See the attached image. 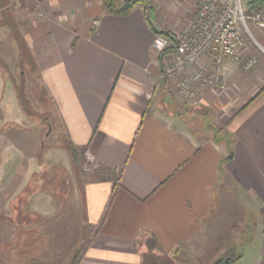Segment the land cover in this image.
<instances>
[{
    "label": "crops",
    "instance_id": "0c3cea01",
    "mask_svg": "<svg viewBox=\"0 0 264 264\" xmlns=\"http://www.w3.org/2000/svg\"><path fill=\"white\" fill-rule=\"evenodd\" d=\"M13 1L4 0L11 17L0 28L12 40L18 34L22 44L15 40L16 51H29L65 145L48 147L40 159L39 128L19 129L15 138L0 129L14 149L0 158V178L6 170L26 185L51 164L61 168L64 190L57 197L36 192L31 220L60 215L64 209L51 202L55 198L76 203L87 228L80 245H72L81 250L70 264H213L222 258L230 264L247 248L251 262H264L260 32L256 29L258 46L248 44L241 61L223 58L222 89L201 91L176 114L169 95L175 85L163 80L152 45L156 33L143 5L115 15L102 0H43L45 16L36 19L29 15L30 0ZM150 1L157 26L171 34L192 13L191 0ZM247 51L258 59L249 69L242 65ZM6 85L7 99L22 110L14 83L8 79ZM197 114L209 117L207 123L193 118ZM66 146L87 151L96 166L76 169ZM46 199L52 207H45Z\"/></svg>",
    "mask_w": 264,
    "mask_h": 264
},
{
    "label": "rangeland",
    "instance_id": "374dc122",
    "mask_svg": "<svg viewBox=\"0 0 264 264\" xmlns=\"http://www.w3.org/2000/svg\"><path fill=\"white\" fill-rule=\"evenodd\" d=\"M30 1L32 3L30 8L28 6L30 10L29 15L37 17L36 19H42L45 16L44 9L42 10L44 15L42 14L41 17H38L35 13H32V4L36 0ZM248 1L250 0H242L243 5L245 6ZM11 2L14 5V1L11 0ZM39 2L43 8V0H39ZM2 3H4V0H0V4ZM249 26L255 38H257L256 29L251 24ZM248 44L251 43L246 41V48ZM17 47L16 41L11 39L8 32H4L0 28V129L7 128L9 130L8 134L15 138L19 136V129L29 130L32 127L39 128L41 145L40 151H37L36 156L43 159L44 154L48 151V147L65 145V142H63L65 137L55 109L49 102V99L46 98V95L40 91L37 77H35V73L33 72L35 70L29 51L19 52L16 51ZM254 52L249 51L248 53L253 55L252 53ZM21 53L24 54L23 61L18 59V55H21ZM9 78L14 83L13 90L16 93L15 95H17L18 100L24 105L25 109L21 110L18 106L13 107V104L7 99L6 82ZM22 87L25 90L26 96L29 97L27 101L24 94H22L24 92ZM169 95L171 98H175L173 104L174 106L176 105L173 109L174 113L177 114L178 111H183L184 103L186 104V102L180 100L173 93ZM173 105L166 106L171 108ZM25 115H28L30 120H27ZM182 118L186 119L187 117H184L182 114ZM193 118H198L205 123L209 120V117H203L201 114H197ZM4 140L0 135V147L2 144L5 145L3 151L0 149V158L8 155L10 147L11 150H14L12 146H6ZM13 156V152H10L9 157ZM52 157L56 158V156ZM51 161L54 162L53 160ZM73 162L75 168H80V171L84 172L92 169L87 167L84 151L83 154L80 153L73 157ZM56 163L59 162L56 161ZM25 168L21 170V173L27 179L29 174L27 168ZM11 170H13L12 167ZM52 171H54L53 174ZM3 174L5 177L2 181L0 178V241H3V243L1 242L2 244L0 243V264H60L62 260H64L63 264L66 261L69 264L73 261L75 262L81 248L74 246L80 245L83 236L86 234L87 225L84 217L80 215L78 217V214H76L77 206L73 200L64 202L60 198H55L51 202L55 206L57 205L64 209L58 212L60 215L42 216L43 219L38 222L35 221V223L31 220L32 218L36 219L35 212L31 208L32 197L36 192L40 191L46 195H50V197H57L56 192L64 190L67 176L64 177L61 168L58 165L53 166L51 164L41 173L37 174L36 180L30 178L32 182H28L26 185L20 181L21 178H17L20 181V183H17L18 181H15L16 177H10L11 173H8L6 170H4ZM7 174L9 175L10 183L7 182L5 184L6 181H9ZM49 174H52V177H49ZM22 195L25 198H22ZM44 204L48 208V205H50L49 200L46 199ZM52 205L50 206L52 207ZM66 210L70 212L69 215L65 214L67 213ZM53 224L58 227L56 231ZM49 228L53 231H49ZM72 245L74 246L72 247ZM250 251L249 248L244 249V256L230 264H256L253 262L254 259L251 262L249 258ZM257 264H264V262Z\"/></svg>",
    "mask_w": 264,
    "mask_h": 264
},
{
    "label": "built area",
    "instance_id": "2783aa9c",
    "mask_svg": "<svg viewBox=\"0 0 264 264\" xmlns=\"http://www.w3.org/2000/svg\"><path fill=\"white\" fill-rule=\"evenodd\" d=\"M192 13L185 17L178 32L170 38L156 34L152 45L163 56V77L173 81L175 94L183 101H192L201 91L224 87L220 67L223 58L239 62L246 41L258 42L249 24L264 37V7L246 10L242 0H191ZM34 13L42 16L39 0L33 2ZM173 47L171 51L165 52ZM250 55L242 65L245 69L257 63ZM87 167L96 162L84 151Z\"/></svg>",
    "mask_w": 264,
    "mask_h": 264
},
{
    "label": "trees",
    "instance_id": "16d2710c",
    "mask_svg": "<svg viewBox=\"0 0 264 264\" xmlns=\"http://www.w3.org/2000/svg\"><path fill=\"white\" fill-rule=\"evenodd\" d=\"M102 2H103V5L105 7V10L107 12H109L111 14H115V15H126V14H128L129 11L132 9V7L136 4H141L144 7H146L149 4H152L150 0H102ZM5 3L6 2L0 4V27L4 26V24L6 25V21H10L8 19L11 17L8 10H7V6ZM263 5H264V0H251V1L246 3L245 8H246V10L249 11L252 9L261 8V7H263ZM6 13H7V15H6ZM1 17H3V18L1 19ZM9 25H11V24H9ZM17 35L18 34L15 33V35H14L16 38L15 40L18 39V45L21 46L22 40L19 39L20 37H17ZM172 38H173V35H172ZM172 48L173 47H170V49H167L165 52H168L169 50L171 51ZM21 52H23V51H21ZM163 56H164V53H160L159 57H158L160 67H162ZM23 58H24V54H22V53H21V55L19 54L18 59H21V61H23L22 60ZM11 82H12V80H11ZM22 94H24L25 100L27 101L28 99L25 96V92H23ZM20 106L22 107V109H25V107H24V105H22V103L20 104ZM66 147H68L69 152H70L72 157L77 156L81 152V151H78L71 146H66ZM213 264H228V261H225L222 258V259L216 260Z\"/></svg>",
    "mask_w": 264,
    "mask_h": 264
},
{
    "label": "water",
    "instance_id": "95a60500",
    "mask_svg": "<svg viewBox=\"0 0 264 264\" xmlns=\"http://www.w3.org/2000/svg\"><path fill=\"white\" fill-rule=\"evenodd\" d=\"M145 12H146V17H147L148 23L150 24V26L152 27L153 31L156 34H164V35L172 38V35L169 31L162 29V28L157 26L155 19H154V12H153V5L152 4H149L145 7ZM163 80H165V77H163ZM172 100H173V98H171L170 101H172Z\"/></svg>",
    "mask_w": 264,
    "mask_h": 264
}]
</instances>
